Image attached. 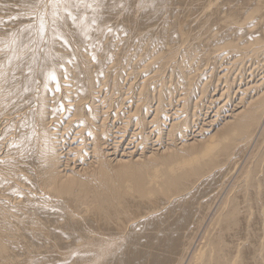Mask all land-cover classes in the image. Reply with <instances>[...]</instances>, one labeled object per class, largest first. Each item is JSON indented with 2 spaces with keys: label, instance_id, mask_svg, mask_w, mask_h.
Segmentation results:
<instances>
[{
  "label": "bare ground",
  "instance_id": "obj_1",
  "mask_svg": "<svg viewBox=\"0 0 264 264\" xmlns=\"http://www.w3.org/2000/svg\"><path fill=\"white\" fill-rule=\"evenodd\" d=\"M29 3L0 0V264H264V0H85L43 36Z\"/></svg>",
  "mask_w": 264,
  "mask_h": 264
},
{
  "label": "rangeland",
  "instance_id": "obj_2",
  "mask_svg": "<svg viewBox=\"0 0 264 264\" xmlns=\"http://www.w3.org/2000/svg\"><path fill=\"white\" fill-rule=\"evenodd\" d=\"M121 62V63H120ZM119 63L121 64V66H120V64H118L117 66V68H115V71L117 72H115L116 73V75H118V76H120V77H117L118 79H119V90L118 89H115V90H113V91H110L111 90V88L110 87H108L107 89H109V91H110V93H111V95L115 92H117L116 94L114 93L113 95H114V97H115V99L117 98V99H119L118 97H120L121 96V98L122 97H126V98H133V97H135L136 96V89H137V84L138 83H136V82H138L139 81V78H140V76L142 75L141 73L140 74H136V78L135 77H133V76H131L132 74H134L133 72H131L130 71V68L128 69V67L129 66H127V64H125L126 62L125 61H120ZM122 62H124V63H122ZM124 66H123V65ZM247 64V63H246ZM247 66H249V67H252V66H250V65H246V67ZM120 67V69H119V71H118V68ZM125 67V68H124ZM124 69H128V71L129 72H131V74L130 73H128V71H126V70H124ZM124 70V71H123ZM188 71V70H187ZM122 72L124 73L125 72V74H123L122 75ZM128 74H130V75H128ZM120 73V74H119ZM162 73H165V74H163L164 76H162V75H160L159 77H158V79H159V81H158V79H156V81H154V82H150V83H155L154 85H152V86H154L155 87V85L157 86L158 85V83L160 84V85H158L157 87L158 88H163V89H165V90H169L168 88H170L171 90H173V92H175L174 90L176 89V87H178L179 88V85H174L176 82V79H175V77H171L169 74H170V71L169 70H167V72H166V70H164ZM161 73V74H162ZM195 73L196 74H198L197 73V71H195ZM126 74H127V77H126ZM125 75V76H124ZM194 75V74H193ZM192 75V76H193ZM123 76H124V79H122L123 78ZM131 76V77H130ZM139 76V77H138ZM125 77L127 78L126 80H125ZM137 77H138V80H137ZM161 77H162V79H161ZM164 77H165V79H164ZM167 77H169V78H167ZM197 79H200V80H197ZM130 78V79H129ZM131 78H133V80L131 79ZM136 80H135V79ZM193 78H195V79H193ZM167 79H169L170 81H171V79H172V81L170 82L169 80H167ZM204 80L203 78H201V76L200 77H198V75H194L193 77H192V80H195V82L196 83H198V82H200V81H202V80ZM123 80V81H122ZM121 81V82H120ZM168 81H169V83H168ZM129 82H131V83H129ZM135 82V83H134ZM127 83H129V84H132V85H130L133 89H130V91H128V89L127 88H129L130 86H129V84H127ZM127 84V85H126ZM162 84V85H161ZM173 84V85H172ZM195 84V83H194ZM126 85V86H125ZM172 85V86H171ZM152 86H150L149 88H151ZM170 86V87H169ZM173 86H175V87H173ZM124 87V88H123ZM154 87H152L153 88V90H152V88L150 89L151 91H152V93L155 91L154 89ZM156 87V88H157ZM167 89H166V88ZM172 87V88H171ZM194 87H195V85H194ZM117 88H118V86H117ZM135 89V90H134ZM104 90L105 89H103V92H102V94H103V96H105V97H107V99L108 98H111V97H113V95L111 96V95H109V96H111V97H108L107 95H108V93H109V91H107V90H105V93H104ZM121 90V91H120ZM127 90V91H126ZM120 91V92H119ZM119 92V93H118ZM123 92V93H122ZM133 92V93H132ZM179 92L180 91H178V93H176V94H174L175 96H173V97H171V99L173 98V100L177 97V96H179ZM109 93V94H110ZM127 93V94H126ZM58 94H59V96H58ZM107 94V95H106ZM155 93H153V94H151L152 96L154 95ZM61 95H62V93H61ZM60 95V93H57L56 94V101H58V102H56V105L57 104H59L60 103V101H61V103L63 102V103H65V105H67V100L65 101V99H63L62 97L63 96H61ZM128 96V97H127ZM130 96V97H129ZM58 97V98H57ZM59 97H60V99H59ZM130 98V99H131ZM58 99V100H57ZM72 98H69V100H71ZM192 100V103L196 100V94L194 93L193 95H192V98H191ZM72 102H70V104H71ZM192 103L190 104V107L192 106ZM194 104V103H193ZM203 104V105H202ZM202 104H200V105H202V106H199V107H201L200 109H201V111L199 110L198 112L200 113L201 112V115L203 114V112H206V105H207V102H206V100H204V102L202 103ZM188 106V105H187ZM127 107V106H126ZM190 107H186L185 106V109H189ZM205 109V110H204ZM127 110V109H126ZM64 113V115H62ZM67 114H68V117H70L69 116V113H67V112H65V110L63 111H61V112H59V115L62 117V120H61V122L60 123H62V124H59L58 125V132H59V134L61 133V137H62V139L64 140V145L66 146V148L68 147V145H70L71 147H75L77 144H80L81 142H83L85 145L87 144V143H89V141L85 138V137H83L82 138V141H80L79 139V135H78V132H77V129H76V127H72V130L71 129H68L67 127H66V124H65V122H64V118L66 119V117H67ZM63 116H65V117H63ZM67 117V118H68ZM3 118H8V116L7 117H5V116H3ZM192 119L193 120H195L196 119V117L195 118H193L192 117ZM67 120V119H66ZM65 120V121H66ZM108 121H111L112 122V119H109ZM106 124L108 125V124H110V122H106ZM114 126L115 127H110L111 128V132H112V136H111V139L107 142V145H105L104 147H105V152H107V154L109 155V156H111L112 158H117V155H121V153H122V151L124 150V149H129V148H131V147H133L134 145H132L131 143H130V141H132V136H133V133H134V131H135V126L133 125V123L132 124H129V126L127 127L128 129H127V131H126V133L124 134V137L123 138H121V136L123 135V133H120V131L122 132L123 130H122V128H124V126H120L118 123H115L114 124ZM6 127V126H5ZM13 127H15V126H7V129H6V131L4 132V135L0 138V149H2V147H3V145H4V142L10 137L11 138V136H13V132H14V128ZM150 127V126H149ZM61 128H64V130H62ZM68 130H67V129ZM215 129H217V128H215ZM149 130H151V128H148L146 131H149ZM192 130H197V119H196V123L194 124V126L190 129V131H192ZM63 131H65L66 132V134H65V132H63ZM119 131V132H118ZM57 132V133H58ZM63 132V133H62ZM68 132V133H67ZM70 132V133H69ZM190 134H191V132H189ZM188 133V134H189ZM63 134V135H62ZM193 134V133H192ZM216 134L217 133H215L213 130H210V132H208V133H206L205 135L206 136H209V135H211L212 137H214V136H216ZM8 137V138H7ZM150 138H151V140L152 141H154L155 140V135L154 134H151L150 135ZM4 139H5V141H4ZM84 139V140H83ZM8 141V140H7ZM2 143V144H1ZM155 143V142H154ZM155 147V146H154ZM107 148V149H106ZM69 158L71 159V160H69V164H71L70 162H72L73 160H72V157L71 156H69ZM75 163V161H73L72 162V164H74ZM71 164V165H72ZM37 184L38 185H40L38 182H37ZM42 193H40L39 194V192H37L36 193V196H35V198H42V199H45V195H41ZM43 196V197H42ZM45 196V197H44ZM57 201V200H56Z\"/></svg>",
  "mask_w": 264,
  "mask_h": 264
},
{
  "label": "snow or ice",
  "instance_id": "obj_3",
  "mask_svg": "<svg viewBox=\"0 0 264 264\" xmlns=\"http://www.w3.org/2000/svg\"><path fill=\"white\" fill-rule=\"evenodd\" d=\"M93 2L96 3L97 6L103 7L106 0H93ZM140 3L143 4L144 0H140ZM49 6L53 8H57V7L63 8L67 12L69 18L75 19V17L72 16L71 11H69L70 8L80 7V6L92 7V4L89 3L85 5V0H30L28 7L32 9V11L29 13V17L31 19H36L37 16L39 17V32L41 36H43L45 30V19H44L45 14L42 11V9H45ZM120 7H124V4L121 3ZM10 19H16V17H11ZM4 23H7V21H5ZM109 31H111V28H109ZM49 78L52 79L53 82H55L56 80L54 73H51L49 75ZM56 90L59 91V88L57 87Z\"/></svg>",
  "mask_w": 264,
  "mask_h": 264
}]
</instances>
